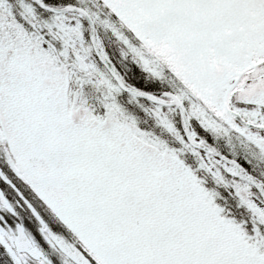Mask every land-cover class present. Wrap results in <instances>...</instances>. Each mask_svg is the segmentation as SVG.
<instances>
[{
  "label": "snow or ice",
  "instance_id": "6c2138e0",
  "mask_svg": "<svg viewBox=\"0 0 264 264\" xmlns=\"http://www.w3.org/2000/svg\"><path fill=\"white\" fill-rule=\"evenodd\" d=\"M0 264H264V0H0Z\"/></svg>",
  "mask_w": 264,
  "mask_h": 264
}]
</instances>
